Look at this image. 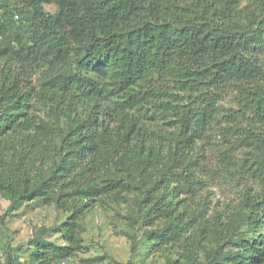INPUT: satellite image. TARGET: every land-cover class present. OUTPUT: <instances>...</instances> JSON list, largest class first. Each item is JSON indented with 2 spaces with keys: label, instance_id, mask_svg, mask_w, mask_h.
Segmentation results:
<instances>
[{
  "label": "trees",
  "instance_id": "trees-1",
  "mask_svg": "<svg viewBox=\"0 0 264 264\" xmlns=\"http://www.w3.org/2000/svg\"><path fill=\"white\" fill-rule=\"evenodd\" d=\"M0 60V192L10 208L39 199L71 212L62 243L36 234L33 264L80 251L85 213L134 190L147 224L162 220L153 243L180 242L190 225L176 197L202 181L191 150L215 136L225 158L245 151L256 189L237 216L198 230L221 255L212 264H264V0H0ZM33 97L63 115L58 132L27 117ZM144 111L171 136L158 140Z\"/></svg>",
  "mask_w": 264,
  "mask_h": 264
},
{
  "label": "rangeland",
  "instance_id": "rangeland-1",
  "mask_svg": "<svg viewBox=\"0 0 264 264\" xmlns=\"http://www.w3.org/2000/svg\"><path fill=\"white\" fill-rule=\"evenodd\" d=\"M45 8L54 12L57 5L45 4ZM11 13H2V17L9 18ZM6 69V63L0 60V77L7 72ZM41 100L39 97L30 100L27 117L38 126L47 124L48 131L40 127L46 133L51 132V127L58 132L56 127L64 125L63 115L57 119L51 101L45 104ZM81 106L80 111L83 112L86 106L84 103ZM136 113L160 141L174 131L166 118L151 117L150 112L143 115L146 111L142 115ZM107 122L114 124L109 119ZM15 136L6 138L12 143ZM225 148L224 141L215 136L211 142L199 141L191 150L199 164L197 176L202 181L196 185L195 192L183 191L176 197L177 210L187 227L190 225L189 231L182 233L180 242L153 243L149 232L161 228L162 220L156 219L154 225L147 224L143 217L147 209L140 208L138 204L141 192L134 190L89 209L80 221L83 248L59 264H212L220 253L210 252L209 248L215 250L216 245L207 243L203 232L201 236L199 224L216 213L223 218L237 216L244 209V202L252 190L256 189L250 173L240 168L245 151L225 158V154L222 155ZM7 194V191L0 192V264H33L30 255L36 234L41 233L46 240L62 243V235L57 230L71 212L39 199H23L10 208L12 200ZM259 233L264 235V222L261 221L257 227ZM192 234L196 236L194 241Z\"/></svg>",
  "mask_w": 264,
  "mask_h": 264
}]
</instances>
